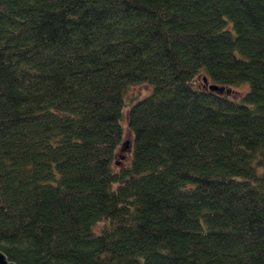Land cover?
Segmentation results:
<instances>
[{"label": "trees", "instance_id": "1", "mask_svg": "<svg viewBox=\"0 0 264 264\" xmlns=\"http://www.w3.org/2000/svg\"><path fill=\"white\" fill-rule=\"evenodd\" d=\"M0 249L264 264V0H0Z\"/></svg>", "mask_w": 264, "mask_h": 264}, {"label": "rangeland", "instance_id": "2", "mask_svg": "<svg viewBox=\"0 0 264 264\" xmlns=\"http://www.w3.org/2000/svg\"><path fill=\"white\" fill-rule=\"evenodd\" d=\"M200 74L198 75L199 78ZM200 79L195 80V84H199ZM149 84L147 82H139L135 84L128 85L126 87L124 99L127 102H129L130 96H142L145 95L146 92L150 90ZM247 85L245 83H239V84H229L227 85H221L220 88L217 90L218 92H221L223 94H226L228 96H231L233 98H238L240 96V93H242L246 89ZM128 105H125L122 108V117H121V127H122V139L121 143L117 146V149L115 150V156L113 158V168L118 169L120 166L128 165V160L130 157V138H131V131H129L127 127V123L125 120L126 115V108ZM94 228H98L100 226L99 222H96L94 225Z\"/></svg>", "mask_w": 264, "mask_h": 264}, {"label": "water", "instance_id": "3", "mask_svg": "<svg viewBox=\"0 0 264 264\" xmlns=\"http://www.w3.org/2000/svg\"><path fill=\"white\" fill-rule=\"evenodd\" d=\"M202 81L206 85L207 89L218 90L220 88L219 85H217L213 82H209V81L207 82L205 75L202 76ZM0 264H20V263L19 262L17 263L15 261H13L12 259L7 258L5 253L2 252V250L0 249Z\"/></svg>", "mask_w": 264, "mask_h": 264}]
</instances>
